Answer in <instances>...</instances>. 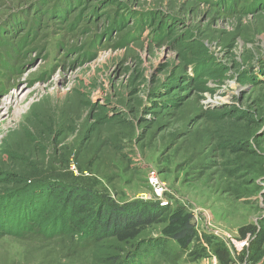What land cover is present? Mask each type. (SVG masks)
<instances>
[{
    "label": "rangeland",
    "instance_id": "1",
    "mask_svg": "<svg viewBox=\"0 0 264 264\" xmlns=\"http://www.w3.org/2000/svg\"><path fill=\"white\" fill-rule=\"evenodd\" d=\"M0 264H264V0H0Z\"/></svg>",
    "mask_w": 264,
    "mask_h": 264
},
{
    "label": "trees",
    "instance_id": "2",
    "mask_svg": "<svg viewBox=\"0 0 264 264\" xmlns=\"http://www.w3.org/2000/svg\"><path fill=\"white\" fill-rule=\"evenodd\" d=\"M19 21H21V19L18 18L17 23H12V24H18L20 23ZM122 45L124 46L125 43H122ZM66 192L68 193V191ZM93 195L95 198L96 194L92 190L87 189V191L84 192L83 196L77 197L79 198V200L77 199L76 202H74L75 198H72V197H70L67 200L66 199L67 195L66 196L61 195V193L57 195L56 200H58V203H57V210L59 211L58 215L62 216L64 214L63 215L64 217L68 215L69 221L71 223L70 225H73V229L75 228V230L79 231L80 234H83L84 232H88V233L93 232V234L96 233L95 237H99L100 234L104 233L103 226H106L104 228V230L107 231L106 234H109L110 232H112V235L115 233H119L121 229L125 230L128 227L133 226L137 221H138L137 223H142L143 219H138L137 215L131 217V215L127 211L153 207V205H150V203L148 205L142 204V206L140 205L136 206L137 204L136 202H138L137 200L131 201L128 204L123 205V207L119 205L116 206L115 202L114 201L112 202V200L108 199L107 196L105 195V196H102L103 199H105V202L103 203V205L107 206L106 215H108L109 218H106L105 220H101L100 217L96 215V212H95L96 210L93 209V206L96 203V201H94ZM106 200H108V202H106ZM158 207L160 206L158 205ZM151 211L152 210H150V212ZM124 213H126V217H123L122 214ZM93 216H97V219L94 218L92 220L93 223L91 222L89 223V221L91 220ZM101 217H103V215ZM193 226L194 225L191 221V218L187 219L186 222H184V225L176 229L177 231L175 232L174 236H176L179 239L184 238V237L188 239L191 238V236L195 232V229ZM80 234L78 233V236Z\"/></svg>",
    "mask_w": 264,
    "mask_h": 264
},
{
    "label": "built area",
    "instance_id": "3",
    "mask_svg": "<svg viewBox=\"0 0 264 264\" xmlns=\"http://www.w3.org/2000/svg\"><path fill=\"white\" fill-rule=\"evenodd\" d=\"M163 204V203H162Z\"/></svg>",
    "mask_w": 264,
    "mask_h": 264
}]
</instances>
